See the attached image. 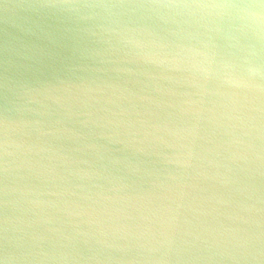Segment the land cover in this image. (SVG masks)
I'll use <instances>...</instances> for the list:
<instances>
[{
  "label": "water",
  "instance_id": "1",
  "mask_svg": "<svg viewBox=\"0 0 264 264\" xmlns=\"http://www.w3.org/2000/svg\"><path fill=\"white\" fill-rule=\"evenodd\" d=\"M0 264H264V0H0Z\"/></svg>",
  "mask_w": 264,
  "mask_h": 264
}]
</instances>
